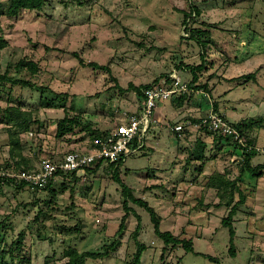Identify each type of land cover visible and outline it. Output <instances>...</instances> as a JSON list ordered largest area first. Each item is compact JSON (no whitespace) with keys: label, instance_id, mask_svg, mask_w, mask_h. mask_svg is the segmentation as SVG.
I'll list each match as a JSON object with an SVG mask.
<instances>
[{"label":"rangeland","instance_id":"rangeland-1","mask_svg":"<svg viewBox=\"0 0 264 264\" xmlns=\"http://www.w3.org/2000/svg\"><path fill=\"white\" fill-rule=\"evenodd\" d=\"M8 4L0 0V38L6 42L0 75L8 78L0 79V164L19 157L21 167H32L49 148L75 149L92 134L111 131L140 104L130 85L171 75L189 84L194 68L195 85L207 88L206 95L196 89L185 94L184 118L169 114L150 123L142 147L123 158L117 171L160 217V230L190 240L193 251L165 245L149 213L129 200L119 230L125 198L113 179L115 168L103 163L74 177L58 176L47 189L0 182V260L23 232L11 264H43L46 258L59 263L67 247L107 252L85 264H126L137 242L145 246L140 264H215L209 257L217 264H264V170L251 175L231 140L198 125L216 105L217 113L242 123L246 137L264 148V0H47L42 9L15 17L5 13ZM182 12L190 13L185 23ZM29 61L36 64L34 74L19 65ZM171 101L158 102L166 109L156 113L167 112ZM23 113L30 115L26 129L19 127ZM65 114L76 126L56 137ZM176 125L182 126L178 143ZM12 139L16 158L10 156ZM259 164L263 153L251 160ZM220 172L233 182L223 197L207 181ZM239 193L245 199L231 221V256L221 221Z\"/></svg>","mask_w":264,"mask_h":264},{"label":"built area","instance_id":"built-area-1","mask_svg":"<svg viewBox=\"0 0 264 264\" xmlns=\"http://www.w3.org/2000/svg\"><path fill=\"white\" fill-rule=\"evenodd\" d=\"M196 90L206 95L202 88ZM190 91L188 84L177 75L150 83L148 87L141 89L142 98L135 113L124 118L111 131L101 135H91L82 147L75 149L62 152L49 148L40 156L38 164L32 167H4V164H0V182H25L28 186L42 188L57 178L56 171L84 172L86 168H92L98 163L101 165L123 160L142 147L149 124L154 121L153 115L157 103L188 94ZM198 125L215 134L229 137L242 148L264 154V148L256 144L248 145L233 123L223 115L214 112L212 108L199 120ZM174 130L179 132L182 126L176 125Z\"/></svg>","mask_w":264,"mask_h":264},{"label":"trees","instance_id":"trees-1","mask_svg":"<svg viewBox=\"0 0 264 264\" xmlns=\"http://www.w3.org/2000/svg\"><path fill=\"white\" fill-rule=\"evenodd\" d=\"M47 0H9V4L7 6L6 9V14L8 16L11 17H15L19 14V12L21 10H40L42 9V7L45 5ZM193 13L198 14L199 12L194 9ZM183 14V22L185 23L187 18L190 16V13L187 12H182ZM198 43H200L201 45H203V42L198 41ZM6 45V42L0 38V49L3 48ZM203 55H201V62L196 66L197 70H201L204 68L205 62L203 60ZM19 65L25 66L27 69H29L33 74L36 73L37 71V67L36 64H34L33 62H20ZM89 66H98V64L94 63V62H89L88 63ZM192 71V79L189 82L188 86L190 89H199L202 88L203 90L205 88H207L206 86H198L195 85V81H196V74L194 72V68H191ZM249 77V75H248ZM0 79L6 80L8 78H6L5 75H0ZM158 80H155L154 82H157ZM13 83H18L24 87H29V88H35V84L33 82L30 81H24V80H12ZM152 82V83H154ZM150 84L147 85H142V86H138V87H134L132 85L131 88L136 92V94L138 95V97L142 98V94H141V89L148 87ZM179 97V102H182L183 100H185V94L178 96ZM212 110L214 112H217V107L216 105H213ZM16 111H20V110H14ZM23 116H25L22 120V122L19 123V127L20 128H27L30 124V115L29 114H25L23 113ZM195 122V121H193ZM199 122V120H198ZM233 125L241 132L242 136L244 137L245 141L248 143V145H254L256 144L255 141L249 139L246 137L245 132L243 130V125L242 123H233ZM74 126H76V121L73 118L68 117L67 114H65L63 116V118L61 120L58 121L57 125H56V129H55V136L56 137H62L64 135H67L69 133H71L74 129ZM175 131V130H174ZM176 132V131H175ZM179 133V132H178ZM94 134H98V133H94ZM92 134V135H94ZM219 135V138H224L225 140H231L229 137L227 136H222ZM231 142L233 143V147L235 148V152L237 154V158H240V161H242V164L244 166V169L251 173V175L254 176H261L263 170H264V164H259L256 166H252L251 165V160L252 158H254L257 153V151L255 150H248L247 148H242L240 147L237 143L233 142L231 140ZM12 146L10 147L9 151H10V156L12 158H16L13 155V152L15 150L14 144H17V141H13L12 139ZM193 157V156H192ZM198 158H200L201 156L198 155L196 156ZM19 159V160H17ZM17 159L15 160V162H9L6 161L4 163V167H15V168H20L21 165L25 162L24 159H21L19 157H17ZM122 162V160H119L116 163H108V166H112L115 168L114 170V174H113V179H115L117 182L120 183V186L122 188V195L124 196V201H123V207L125 209V215L122 217V221L119 225V230L123 229V221L126 217V214L128 211H130L129 206H127V201L129 200L130 202L143 207L150 216V220L153 224V232L154 234L160 238L163 243L165 245L168 244H172V246H177V245H181L186 251H193L192 248V244L190 240H185V239H179L176 236H173L171 232L169 231H161L159 224H160V217L158 215H156L154 209L143 199L135 197L132 193V191L124 184L121 182V180L118 177V166H120V163ZM100 166V163L95 164L94 167L92 168H86L85 171H90L93 170L94 168ZM63 175H69V176H75L76 173L72 172V173H63L61 171H56L55 172V177L57 176H63ZM208 182H211L212 187L216 188L217 190L222 189L221 193H219L220 197H223L222 194L223 192H229L227 188H229V186L231 185V183H233L232 181L228 180V178H225L224 176V172L221 174L217 173L214 175H211L208 177ZM216 184H212V182H215ZM7 183H10L8 181H5ZM52 182H48L44 187L42 188H37L36 189H47L50 188L52 185ZM14 185H17V187H21L26 185L25 182H20V183H13ZM240 198L238 201L234 202L229 211L228 214L225 218H222L221 223L224 226L228 227V233H229V248L228 251L230 252V255L234 256V244H233V239L235 236V230L233 225L231 224L232 218L236 213V208L238 207L239 204H242L244 202L245 196L242 193H239ZM230 199L231 197L228 199V201L226 202V205L230 204ZM137 231H138V225L135 228V232L133 234V237H135L137 235ZM23 232H20L18 234V238L15 242H12L10 248L7 250V255L4 256L3 253H5L4 251H2V259L0 260V264H11V258L13 256V252L15 251H20L21 249V244H22V239H23ZM14 244V245H13ZM136 250L132 256V259L130 261H128L126 264H140L141 263V256L143 251L145 250V246L142 243L137 242L136 243ZM107 255V252H105L104 254L101 253H94V252H78L75 248L72 247H67L64 251H63V256L65 258L64 261L59 262V263H55L54 261H50V259L46 258V260H44L43 264H85L86 259H97V258H102L103 256ZM9 259L10 263H8L6 260V262H3L4 257H6ZM162 257V256H161ZM210 261L212 262H216L215 264H217V261L214 257H209Z\"/></svg>","mask_w":264,"mask_h":264},{"label":"crops","instance_id":"crops-1","mask_svg":"<svg viewBox=\"0 0 264 264\" xmlns=\"http://www.w3.org/2000/svg\"><path fill=\"white\" fill-rule=\"evenodd\" d=\"M170 100L171 99H169L168 101H170ZM162 102H164V101H162ZM162 102H160V104ZM175 102H176V104H175ZM171 103L169 102L168 105H167V110H168L167 112H161L160 114H157L156 111L154 112V115H153L154 121H153V123H159L160 121H162V119L163 120H165L166 118L169 119L168 118L169 114L173 115L174 117L176 116L175 119L176 118L179 119L181 117L182 118L185 117V114L183 112V108H184L183 103H184V101L179 102V97H176V98H172ZM173 104H175V105H173ZM158 107L160 109H166V106H164V105L162 107L161 106H158ZM178 114H180V115H178ZM173 130H174V127H172V131ZM173 132H174V135H175L176 139L177 138L179 139L180 138V134L178 132H175V131H173ZM178 139H177V143L179 142Z\"/></svg>","mask_w":264,"mask_h":264}]
</instances>
